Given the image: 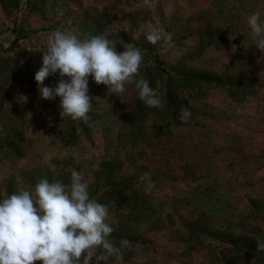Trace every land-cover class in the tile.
Returning <instances> with one entry per match:
<instances>
[{"label": "rangeland", "instance_id": "obj_1", "mask_svg": "<svg viewBox=\"0 0 264 264\" xmlns=\"http://www.w3.org/2000/svg\"><path fill=\"white\" fill-rule=\"evenodd\" d=\"M255 11L264 18V0H0V197L41 177L68 184L75 169L108 206L114 242H132L109 264H264V50L247 25ZM153 17L172 34L166 53L146 40ZM56 29L106 33L117 52L121 42L141 48L140 75L164 110L146 106L134 85L119 97L89 76L92 126L61 118L59 97L42 99L34 79ZM145 172L156 183L149 194Z\"/></svg>", "mask_w": 264, "mask_h": 264}, {"label": "clouds", "instance_id": "obj_2", "mask_svg": "<svg viewBox=\"0 0 264 264\" xmlns=\"http://www.w3.org/2000/svg\"><path fill=\"white\" fill-rule=\"evenodd\" d=\"M143 5L153 7L155 0H143ZM247 25L254 45L264 50L262 13L249 15ZM146 40L159 44L166 53L172 34L165 31L159 17H153ZM116 43L106 33L81 38L72 30L50 32L34 77L40 97L48 101L59 97L61 118L92 126L89 113L96 98L88 95L91 76L97 85H106L109 93L119 97L128 85H134L146 106L164 110L166 102L159 90L140 75L144 51L121 42L123 51L117 52ZM57 73L60 79L54 87L44 84ZM190 118L191 111L181 105V121L187 123ZM139 179L146 194L156 187L148 172ZM109 215L108 206L90 196L82 172L73 169L68 184L41 177L34 187L0 197V264H109L112 258L120 260L125 250H132V242L127 238H121L118 245L114 242ZM256 250L264 251V241L257 240Z\"/></svg>", "mask_w": 264, "mask_h": 264}, {"label": "trees", "instance_id": "obj_3", "mask_svg": "<svg viewBox=\"0 0 264 264\" xmlns=\"http://www.w3.org/2000/svg\"><path fill=\"white\" fill-rule=\"evenodd\" d=\"M21 31V30H20ZM19 31V32H20ZM22 33H23V31H22ZM24 34V33H23ZM22 36H24V35H22ZM22 36H19V35H17L15 38H14V40H13V43L12 44H15V43H17V41H18V39H20V37H22Z\"/></svg>", "mask_w": 264, "mask_h": 264}]
</instances>
